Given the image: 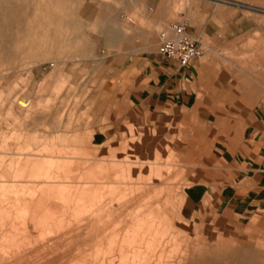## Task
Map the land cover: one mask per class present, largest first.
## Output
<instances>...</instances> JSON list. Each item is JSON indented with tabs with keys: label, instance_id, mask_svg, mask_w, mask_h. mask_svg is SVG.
I'll use <instances>...</instances> for the list:
<instances>
[{
	"label": "rangeland",
	"instance_id": "rangeland-1",
	"mask_svg": "<svg viewBox=\"0 0 264 264\" xmlns=\"http://www.w3.org/2000/svg\"><path fill=\"white\" fill-rule=\"evenodd\" d=\"M228 2L251 29L203 40L198 106L114 124L100 14L119 1L0 0V264H264L263 214L235 213L209 180L264 60L244 53L264 48V0Z\"/></svg>",
	"mask_w": 264,
	"mask_h": 264
},
{
	"label": "crops",
	"instance_id": "crops-1",
	"mask_svg": "<svg viewBox=\"0 0 264 264\" xmlns=\"http://www.w3.org/2000/svg\"><path fill=\"white\" fill-rule=\"evenodd\" d=\"M119 7L114 12L100 14L106 24L104 51L107 62L104 73L103 98L107 107H111L114 124L126 119L153 116L165 118L171 109H194L199 103L202 87L211 86L214 69L200 58L181 68L173 61L164 60L159 54V32L168 27L178 15L185 14L190 21L192 36L203 40L215 33L223 39L244 34L251 29L250 20L245 27L244 19L235 20L231 10L225 13L218 8L222 4L228 9L234 6L228 0H117ZM263 1V0H258ZM127 13L134 14L132 26H127ZM114 21V22H113ZM119 29L112 28L111 23ZM238 23L233 29L228 26ZM151 28L148 30L145 27ZM241 23V24H240ZM229 29V30H228ZM115 30L116 37L111 40L108 31ZM119 30V31H118ZM263 51V52H262ZM246 54H264V48H255ZM110 57H114L112 60ZM249 66L251 73L246 75L240 100L251 104L245 113L242 133L229 140L226 147L220 149L219 157L227 169L217 171L210 182H226L225 206L235 213L263 214L264 223V60L256 66V72ZM253 71V73H252ZM254 73L258 78L254 77ZM263 98V99H262ZM212 100H210L211 102ZM198 191V190H197ZM264 246V242L259 243Z\"/></svg>",
	"mask_w": 264,
	"mask_h": 264
},
{
	"label": "built area",
	"instance_id": "built-area-1",
	"mask_svg": "<svg viewBox=\"0 0 264 264\" xmlns=\"http://www.w3.org/2000/svg\"><path fill=\"white\" fill-rule=\"evenodd\" d=\"M189 28V19L181 16L159 32L160 56L164 60L175 62L181 68L188 66L192 60L201 58L205 52L202 43L191 35Z\"/></svg>",
	"mask_w": 264,
	"mask_h": 264
},
{
	"label": "bare ground",
	"instance_id": "bare-ground-1",
	"mask_svg": "<svg viewBox=\"0 0 264 264\" xmlns=\"http://www.w3.org/2000/svg\"><path fill=\"white\" fill-rule=\"evenodd\" d=\"M19 104H21V106H23V107H27V106H29L30 102L29 101H27V102L21 101V102H19Z\"/></svg>",
	"mask_w": 264,
	"mask_h": 264
}]
</instances>
